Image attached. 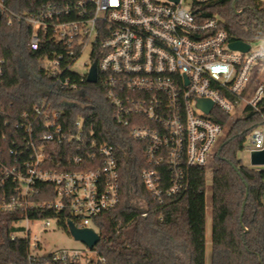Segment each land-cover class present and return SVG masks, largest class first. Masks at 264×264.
<instances>
[{
  "label": "built area",
  "instance_id": "built-area-1",
  "mask_svg": "<svg viewBox=\"0 0 264 264\" xmlns=\"http://www.w3.org/2000/svg\"><path fill=\"white\" fill-rule=\"evenodd\" d=\"M34 1L33 12L17 13L0 0V18L27 22L34 51L47 37L62 47L53 51L55 57L45 54L40 60L46 82L35 71L40 100L19 115L0 104V139L10 141L0 145V212L12 215L11 238L27 240L30 260L51 256L81 264L86 252L96 251L44 252L28 224L45 219L46 231L64 214L76 226L96 230L93 220L121 202L119 156L130 150L142 158L140 178L154 210L182 197L194 168L207 167L220 149L227 125L220 115L241 105L244 112L260 109L264 46L245 41L248 51L232 49L224 21L206 15L218 0ZM87 45L90 64L86 72H76L73 65ZM93 62L94 83L87 79ZM4 66L0 53V78ZM85 81L102 92L103 112L128 139L126 147L98 137L94 117L87 115L93 103ZM202 98L213 101L210 112L198 105ZM68 108L79 115L70 117ZM248 136L250 154L263 150L264 122ZM135 203L141 216L154 211L146 200ZM46 211L55 216L43 217Z\"/></svg>",
  "mask_w": 264,
  "mask_h": 264
},
{
  "label": "trees",
  "instance_id": "trees-1",
  "mask_svg": "<svg viewBox=\"0 0 264 264\" xmlns=\"http://www.w3.org/2000/svg\"><path fill=\"white\" fill-rule=\"evenodd\" d=\"M5 1L7 7L17 13L33 12L36 3L34 0ZM208 9L206 15L218 16L224 21L230 40L264 39V4L258 0H218L210 3ZM30 33L27 22L9 23L0 18V53L5 58V73L0 78V104L12 114L19 115L41 99V83L35 71L46 82L45 72L39 70L40 60L45 54L55 57L53 51L62 47L47 37L42 48L34 51L29 46ZM93 58L99 62V55ZM83 84L89 87L93 108L87 115H93L98 137L117 148L126 147L128 139L120 135L121 130L114 127L103 112L106 104L102 92L94 90L86 81ZM68 112L70 117L79 115L77 109L68 108ZM229 117L228 113H223L219 121L227 124ZM263 122L264 97L259 110L247 107L244 116L233 122L215 156L211 264H264V167L246 165L239 156L252 129ZM2 124L0 121V133ZM0 145L7 147L10 141L0 139ZM138 157L132 150L120 152L121 202L93 220L101 240L94 248L97 261L88 264H206L207 167L194 168L187 193L162 209L154 210L157 205L141 182L142 158ZM247 186L249 195L243 207ZM139 198L146 200L149 209L154 211L141 216L142 209L135 203ZM41 215L55 216L52 211ZM11 216L0 212V264H73L51 256L30 260L27 240L11 238L16 230L11 226ZM59 224L69 233L68 218L64 214Z\"/></svg>",
  "mask_w": 264,
  "mask_h": 264
},
{
  "label": "rangeland",
  "instance_id": "rangeland-1",
  "mask_svg": "<svg viewBox=\"0 0 264 264\" xmlns=\"http://www.w3.org/2000/svg\"><path fill=\"white\" fill-rule=\"evenodd\" d=\"M254 47L264 46V39L257 38L253 41H250ZM91 45H87L82 54L77 58L75 64L73 65V70L79 73L86 72L87 64H90L91 58ZM264 79V66L260 70V80ZM257 86L258 80L253 81ZM257 82V83H256ZM244 116V106L241 105L239 107L234 108L231 113L229 120L227 121V125L223 130V133L220 137L219 144L220 147L225 142V139L229 133V130L233 124V122L239 118ZM250 145L249 136L247 137L245 148L239 152V156L243 160L246 165L250 164V153L247 150V147ZM220 150V149H219ZM218 150V152H219ZM217 152V153H218ZM215 167V158L208 163L207 171H206V220L207 224L213 221L212 214V181H213V169ZM264 167V166H262ZM45 219H41L38 221L30 222L28 224V228L30 229L31 237L37 236L41 239L44 247V252H50L54 250L61 249H78V250H87L88 247L81 241L75 240V238L68 233L57 220L52 219V225L44 231ZM211 251L212 244L211 240L208 241V249L206 255V264H211ZM98 259V254L96 252H86V256L81 260V264H87L90 261L96 262Z\"/></svg>",
  "mask_w": 264,
  "mask_h": 264
},
{
  "label": "water",
  "instance_id": "water-1",
  "mask_svg": "<svg viewBox=\"0 0 264 264\" xmlns=\"http://www.w3.org/2000/svg\"><path fill=\"white\" fill-rule=\"evenodd\" d=\"M1 17V12H0ZM230 47L234 50H241L243 52L250 49V44L242 41H232ZM89 82L97 81V63L93 62L88 74ZM74 105V104H73ZM198 105L203 108L206 112H210L213 107V101L207 98H202L199 100ZM250 164L254 167L264 166V149L259 151H253L250 154ZM249 195L248 186L246 192V199L243 203V207L246 205V201ZM244 211V208H243ZM68 231L75 238V240L83 242L89 249L93 250L101 240V235L92 228H81L74 224L73 221H68Z\"/></svg>",
  "mask_w": 264,
  "mask_h": 264
},
{
  "label": "crops",
  "instance_id": "crops-1",
  "mask_svg": "<svg viewBox=\"0 0 264 264\" xmlns=\"http://www.w3.org/2000/svg\"><path fill=\"white\" fill-rule=\"evenodd\" d=\"M212 228H213V221L207 224L206 220V255H207V249H208V241L211 240L212 244Z\"/></svg>",
  "mask_w": 264,
  "mask_h": 264
}]
</instances>
